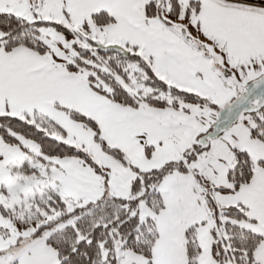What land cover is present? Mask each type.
I'll return each mask as SVG.
<instances>
[{"label":"snow or ice","instance_id":"snow-or-ice-1","mask_svg":"<svg viewBox=\"0 0 264 264\" xmlns=\"http://www.w3.org/2000/svg\"><path fill=\"white\" fill-rule=\"evenodd\" d=\"M0 264H264V0H0Z\"/></svg>","mask_w":264,"mask_h":264}]
</instances>
